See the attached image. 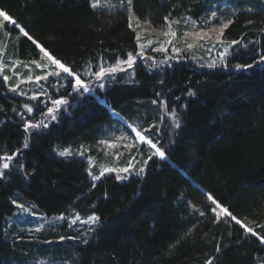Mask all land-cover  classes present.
Here are the masks:
<instances>
[{
	"label": "trees",
	"instance_id": "obj_1",
	"mask_svg": "<svg viewBox=\"0 0 264 264\" xmlns=\"http://www.w3.org/2000/svg\"><path fill=\"white\" fill-rule=\"evenodd\" d=\"M211 1L133 0V7L160 28L168 20L207 16ZM243 2L222 34L239 42L227 66L165 51L154 52L156 62L138 61L107 75L95 93L74 89L68 76L45 106L39 102L45 96L35 102L46 112L51 99L69 100L68 111L43 129H26L29 100L0 81V169L10 164L0 176V264H10L4 259L16 242L4 229L16 193L48 215L74 210L100 216L89 242L76 246V264H264V0ZM0 9L16 21L8 30L22 28L31 37L16 46L24 60L39 59L41 46L79 72L137 53L125 10H97L89 0H0ZM173 56L178 60L167 62ZM111 109L139 124L166 156L152 154L143 174L125 181L109 175L94 185L83 159H63L54 148L106 138V128L118 120ZM217 205L240 223L218 217L212 211Z\"/></svg>",
	"mask_w": 264,
	"mask_h": 264
},
{
	"label": "rangeland",
	"instance_id": "obj_2",
	"mask_svg": "<svg viewBox=\"0 0 264 264\" xmlns=\"http://www.w3.org/2000/svg\"><path fill=\"white\" fill-rule=\"evenodd\" d=\"M91 6L96 3V0H89ZM240 3H238V2ZM212 0L210 11L207 16L202 17L199 20L193 19L191 16H185L181 19L168 20L166 25L157 28L149 21L141 20L134 11L133 0L131 12H129V5L127 0H99L94 9L103 11H127L129 17V23L132 30L140 35V40L137 41L138 49L134 54L137 59L133 63L143 61L144 63L156 62L154 52L164 53L166 48L169 53L175 55L189 54L192 60L202 65H216L227 64L233 54L235 45H232V40H227L222 37L220 29L224 24H230L233 14L243 8L244 0ZM243 2V3H242ZM0 11H2L0 9ZM216 12V16L213 17L212 13ZM179 21V23H176ZM171 22V28L169 23ZM12 23L4 20L0 16V81H2L7 87L10 94L22 97L29 100L28 105L33 111L28 113L25 119V125L31 121L32 125L39 124L40 127H31L27 129L34 131L37 129H43L50 126L52 123L59 121L61 112L68 111V101L64 96L65 103L56 106L51 99L50 104L46 108V112H39L36 108V103L41 96H45L39 102L46 103V97L51 98L55 92L60 91L64 86L65 79L68 77L63 74V70L54 65L53 62L45 56L43 52L40 54V58L37 60H24L17 52V43L24 37L20 31L12 32L8 30V25ZM225 30V29H224ZM223 30V32H224ZM174 32L175 36L171 35ZM165 33H169L165 35ZM188 33L187 36L184 34ZM200 33V35H197ZM149 41L152 43L149 44ZM171 41V43H169ZM192 44V48H188V45ZM144 46L143 52H141L140 46ZM41 48V46H39ZM14 51H13V49ZM160 48V51H156ZM173 48L180 49L177 53L173 51ZM228 48V53H224L223 57L221 53ZM15 52V53H14ZM49 52V51H48ZM51 55V54H50ZM52 56V55H51ZM178 57V56H177ZM176 56L169 57L168 61L178 60ZM126 60V59H124ZM123 61V60H121ZM98 63L95 70H80L76 72L80 75L81 79L85 80L89 91L87 93H95L96 87L103 84L102 80L107 75L122 72L121 68L129 70L127 64L123 63ZM119 65L115 73H105L103 78L95 76V72L99 70L100 66L105 68L115 67ZM67 67V66H66ZM56 73H61L56 76ZM4 76H8L9 79L4 80ZM47 76V79H41L37 81L36 77ZM72 78V77H68ZM74 83V78H72ZM79 86H77L78 88ZM53 98V97H52ZM58 99V98H57ZM53 108L52 113H48L47 109ZM60 107L62 110H60ZM113 117L115 120L109 128H106V138L99 139L94 144L89 143H69L65 145H57L54 148V153L63 159L81 158L87 164V172L90 176V180L95 185L99 180L105 176L114 175L119 181H125L132 175H140L145 172L146 165L152 157L154 149L147 144V140L141 141L139 136L145 135V132L140 130L141 127L137 123H128L123 120V117L113 111ZM35 114L34 117L31 115ZM55 115L56 119L53 120L52 116ZM172 116V115H171ZM128 126L132 133L127 131L123 126ZM148 129L150 127H147ZM139 133V135H137ZM147 139H149L147 137ZM142 144L145 145V150L142 149ZM68 149L70 154L67 156H61L60 151ZM82 153V155H81ZM134 158V159H133ZM129 172L122 171L123 168L128 167ZM116 169L115 172H108L106 169ZM144 168L143 172L139 169ZM103 172V176H101ZM100 176V179H96ZM15 201V203H13ZM11 202L15 206L13 215L7 217L6 225L4 227L6 237L10 240L16 241L14 243L13 251L10 253L9 259H4L5 263L10 264H76L77 258V245L83 242V239L90 237L94 232L91 229L97 227L90 223L87 219L88 216H83L77 211H69L67 213L48 215L41 211L35 203L29 200H25L19 193L14 194L11 197ZM19 205H23L27 212L21 210ZM215 214L225 216L223 211L224 207L219 205L214 207ZM34 213V214H33ZM76 214H79L80 219L77 221ZM61 216L65 219H59ZM74 221L71 226L69 222ZM37 229H39L37 231ZM11 233V234H10ZM10 234V235H9ZM63 236L65 239L61 240ZM76 237V239H73ZM27 239L30 243L24 246L21 240Z\"/></svg>",
	"mask_w": 264,
	"mask_h": 264
},
{
	"label": "snow or ice",
	"instance_id": "obj_3",
	"mask_svg": "<svg viewBox=\"0 0 264 264\" xmlns=\"http://www.w3.org/2000/svg\"><path fill=\"white\" fill-rule=\"evenodd\" d=\"M98 3H99V0H96V3L93 4V7H95L96 4H98ZM127 3H128V5H129V9H128V10H129V12H131V7H130V6L132 5V0H127ZM0 16H2V17L4 18V20L9 21V22H11L12 24H16V21L13 20L12 17L9 16L7 12H5V11H0ZM212 16L215 17V16H216V12H213V13H212ZM167 19H168V18L165 17V20H167ZM176 23H179V21H176ZM229 23H231V21H229ZM130 26H131V25H130ZM228 26H229V24H227V23L223 25V27L220 29L221 34H223V30L226 29ZM169 28H171V22L169 23ZM20 31L23 33V36L28 37L29 39H31V37H29V34H28L27 31H24L22 28L20 29ZM168 34H169V33H165V35H168ZM171 35L175 36V33L172 32ZM184 35L187 36L188 33H185ZM197 35H200V33H197ZM136 40H137V41L140 40V35H139V34H137V36H136ZM151 43H152V42L149 41V44H151ZM169 43H171V41H169ZM231 43H232V45H236V44H238L239 42L236 41V40H233ZM192 47H193L192 44H189V45H188V48H189V49L192 48ZM140 49H141V52H143V50H144V46L141 45V46H140ZM160 50H161L160 48H157V49H156V51H160ZM172 50L175 51V52H177V53L180 52V49H178V48H173ZM228 50H229L228 48H225V49L223 50V53H221V56L223 57L224 53H228ZM40 51L43 52L45 56H48V58L53 62L54 65H56V66H58L60 69H62V70H63V74H65V75H67V76H70V77L74 78V85H73L74 89H76V90H78V91H89V90H90V89L88 88V86H87L85 80L81 79L80 75H78L76 72L72 71L69 67H66L63 63H61V61H60L59 59H56L55 57L51 56L50 53H49L46 49H44L43 47L40 48ZM164 51H167V49L165 48ZM136 59H137V57H136L135 55H133L132 52H128V53H127V59H126V60H123V61H120L119 63L127 64L128 68H131V67L133 66V63L136 61ZM261 61H264V57H261ZM209 66H214V65H209ZM225 66H227V64H225ZM252 66H253V65H251V64L243 65V66H242V65H239V64L235 65V67H237V68H240V67L251 68ZM118 67H119L118 64H117V66H115V67H110V68H105V67H103V66H100V67H99V70L96 71L94 74H95V76H97V77H99V78H103V77L105 76V73H106V72H107V73H115V72L117 71V68H118ZM120 71H126V69L121 68ZM60 74H61V73H56L55 75H56V76H59ZM3 78H4V80H6V81L9 79L8 76H4ZM47 78H48L47 76H44V77H39V76H38V77H36L37 81H39V80H41V79H47ZM77 86H79V87L77 88ZM100 87H103V84H101ZM190 94L194 95V93H190ZM52 103H54V104H56V105H61V104L65 103V101H64L63 98H60V99H56V100L52 101ZM153 103H157V101L153 100ZM24 107L27 108V110H28L29 112L33 111V109L30 108L27 104L24 105ZM47 112H48V113H52V112H53V108H52V107H49V108L47 109ZM171 115L174 117V124H175V127H176V128H179V127H180V121H179V119H178L176 113L173 112V113H171ZM52 119H53V120L56 119L55 115L52 116ZM29 126H31V127H37V128L40 127L39 124L32 125V124H31V121H29V122L25 125L26 129H27ZM152 127H155V126L153 125ZM145 131H148V129H145ZM137 135H139V133H137ZM139 138H140L141 141H145V140H147V144L150 145L151 148L155 150L153 154H158V155H159L160 157H162V158H164V157L166 156V153H165L163 147L158 146L157 143H154L152 139H147V137H145V136H143V135H140ZM24 146H25V147L28 146V141H27V139H25V141H24ZM59 154H60L61 156H67V155L70 154V152H69L68 149H64V150L60 151ZM81 155H82V153H81ZM6 159L9 160V161H11V160L13 159V156H11V155H10V156H7ZM133 159H134V158H133ZM149 159H151V157H149ZM131 167H132V165L129 164V166L123 168L122 171L125 172V173H128V172H129V168H131ZM9 168H10V164H9V163H3V164H2V169H0V176H3V175L5 174L3 170H7V169H9ZM106 171H108V172H115L116 169H114V168H113V169H106ZM139 171H140V172H143V171H144V168H140ZM103 174H104V173L101 172V176H103ZM117 178H118V179H122L123 177H119V176H118ZM96 179H100V176H97ZM208 199H209V200H212V199H214V198L209 194ZM13 203H15V201H13ZM19 207L21 208V210H23V211H25V212L28 211V209H25L23 205H19ZM212 211H215V209H212ZM223 211H224L229 217H231L232 220L236 221L237 223H240V221H238L237 218H236L234 215H232V213H230V212L228 211L227 208H224ZM33 214H34V213H33ZM201 215H203V213H201ZM59 219L63 220V219H65V217L61 216ZM75 219H76L77 221L80 219L79 214H76V218H75ZM87 219H88V221H89L90 223H92L93 225H95V226H97V227L100 226L101 218H100V216L96 215L95 213L89 215V216L87 217ZM73 222H74V221H70V222H69V226H71V224H72ZM245 227H246V231H247V233H249V234H254V235H259V233L254 232V229H253V228H250V227H247V226H245ZM38 230H39V229H37V231H38ZM91 230L94 231V229H91ZM259 238H260V241H261L262 243H264V236H260ZM60 239L63 240V239H65V237L61 236ZM73 239H76V237H73ZM88 242H89V241H88L87 239H83V243H84V244H87ZM174 246H175V245H173V247H174ZM216 250H217V252L220 251L219 246H217V249H216ZM208 264H211V261H209Z\"/></svg>",
	"mask_w": 264,
	"mask_h": 264
}]
</instances>
